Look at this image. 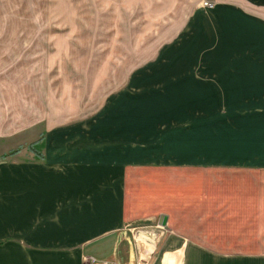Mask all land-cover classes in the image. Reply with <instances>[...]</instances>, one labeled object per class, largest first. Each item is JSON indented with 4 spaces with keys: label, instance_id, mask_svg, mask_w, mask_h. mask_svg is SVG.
Here are the masks:
<instances>
[{
    "label": "rangeland",
    "instance_id": "1",
    "mask_svg": "<svg viewBox=\"0 0 264 264\" xmlns=\"http://www.w3.org/2000/svg\"><path fill=\"white\" fill-rule=\"evenodd\" d=\"M147 1L0 0V165L42 164L49 126L108 122L118 102L120 125L113 126L123 127V133L131 111L130 121L132 127L136 121L140 140L157 134L165 140L155 154L180 162L264 159V94L261 91L260 102H243L231 76L235 71L219 77L211 87L191 81L173 85L167 97L145 92L144 83L152 75L146 68L152 62L174 61L184 68L201 61L205 72L221 73L224 69H216V63L231 60L225 52L227 10L216 9L178 50L161 54L157 52L161 46L155 47L158 39L152 36L164 25L176 26L181 11L167 13V6ZM212 2L198 0L195 9L210 7ZM246 13L253 19L264 18L261 6H248ZM166 77L161 75L159 80ZM135 78L143 84L131 85ZM103 112L108 118H102ZM182 121L192 126L177 127ZM143 150L148 157L152 153ZM258 169L261 166L173 161L129 167L130 195L153 208L141 213L139 223L126 226L139 261L156 251L148 242L142 247L140 240L176 232L218 252H262L263 241L255 229L257 215L239 214L238 208L261 202L264 173ZM7 178V173H0V194L15 192ZM4 206L0 202V220L6 219L0 224L1 233L7 218L17 215V209L6 211ZM10 226L16 227V222L10 220ZM8 242L18 243L9 238L0 245ZM83 262L102 264L92 256H84Z\"/></svg>",
    "mask_w": 264,
    "mask_h": 264
},
{
    "label": "crops",
    "instance_id": "2",
    "mask_svg": "<svg viewBox=\"0 0 264 264\" xmlns=\"http://www.w3.org/2000/svg\"><path fill=\"white\" fill-rule=\"evenodd\" d=\"M197 1H147L167 6V13L172 14L174 9L181 11L178 24L175 22L177 27L170 29L173 24L164 25L152 36L158 39L155 47L161 46L157 52L167 54L176 48L178 50L187 38L193 36L198 24L216 9L224 8L228 13L225 17V52L231 55V60L216 63L219 64L216 69H224L220 74L205 72L206 65L201 61L184 68L177 67L174 61L152 62L146 68L152 73L149 82L144 83L147 96L167 97L173 85L191 81L215 86L219 77L235 71L231 76L236 79L235 85L240 87L239 93L244 96L242 101L260 102L261 91L264 94L261 90L264 87V31L261 32L264 18L253 19L246 10L251 5L261 6L264 10V0H213L212 7L201 10L195 9ZM207 66L215 69L211 63ZM179 69L183 72L178 73ZM161 75L167 77L159 80ZM142 82L135 78L131 85L137 87ZM131 92L137 90L131 88ZM122 100L127 101V98ZM128 100L132 102L131 98ZM118 106L119 102L111 110L113 114L108 122L49 126L42 164L12 162L0 165V173L8 174L7 183L15 189V192L0 194V202L6 211L17 209V215L13 213V218H7L1 228L0 241L9 238L18 241L0 245V264H85L84 256H92L102 264H139L135 240L130 233L126 234V226L139 223L141 213L153 208L142 205L139 196H132L128 191V168L137 164L173 161L194 166L208 163L259 165L261 169L258 170L264 173V159L180 162L173 157L155 154V149L164 146L162 135L140 140L136 121H133V127L130 121L131 111L129 125L122 133L123 127L113 126L120 125L117 123L120 122ZM220 112H217L218 116ZM102 118H108L105 112ZM176 126L189 129L192 123L182 121ZM143 149L152 152L151 155L148 157V152ZM252 203L238 207L239 214L257 215L256 235L261 236L264 245V193L261 194V202ZM2 211L0 209V214ZM10 220L16 222V227L10 226ZM5 221V218L1 219L0 224ZM118 231L121 233L117 236ZM180 234L176 232L164 238L140 240L142 247L148 242L147 246L156 250L150 251V256L154 255L140 264H264V250L258 253H223Z\"/></svg>",
    "mask_w": 264,
    "mask_h": 264
},
{
    "label": "built area",
    "instance_id": "3",
    "mask_svg": "<svg viewBox=\"0 0 264 264\" xmlns=\"http://www.w3.org/2000/svg\"><path fill=\"white\" fill-rule=\"evenodd\" d=\"M205 6H209V3H205ZM93 262H95L94 260H92Z\"/></svg>",
    "mask_w": 264,
    "mask_h": 264
},
{
    "label": "water",
    "instance_id": "4",
    "mask_svg": "<svg viewBox=\"0 0 264 264\" xmlns=\"http://www.w3.org/2000/svg\"><path fill=\"white\" fill-rule=\"evenodd\" d=\"M164 221V220H163Z\"/></svg>",
    "mask_w": 264,
    "mask_h": 264
}]
</instances>
